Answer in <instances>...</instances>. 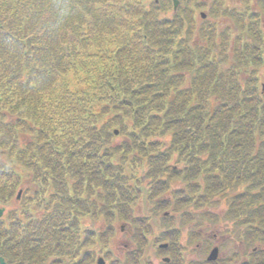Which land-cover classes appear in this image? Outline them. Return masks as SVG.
I'll list each match as a JSON object with an SVG mask.
<instances>
[{
  "label": "trees",
  "instance_id": "obj_1",
  "mask_svg": "<svg viewBox=\"0 0 264 264\" xmlns=\"http://www.w3.org/2000/svg\"><path fill=\"white\" fill-rule=\"evenodd\" d=\"M145 1L0 0V204L17 167L33 196L0 219L8 264H151L157 242L180 264L161 212L212 199L238 239L264 243V0H188L170 15L169 0ZM118 222L131 229L123 260L108 249Z\"/></svg>",
  "mask_w": 264,
  "mask_h": 264
},
{
  "label": "rangeland",
  "instance_id": "obj_2",
  "mask_svg": "<svg viewBox=\"0 0 264 264\" xmlns=\"http://www.w3.org/2000/svg\"><path fill=\"white\" fill-rule=\"evenodd\" d=\"M197 12H198V10H197ZM167 15H169V13H167ZM21 139L23 141H25L26 137H21ZM16 171L19 174H21L22 177L26 176L22 168L17 167ZM15 206H18V205L14 204V199H13V202L11 200V202H9L7 206H5L4 210L6 209L5 210V212H6L7 209L13 208ZM215 211L217 212V210H215ZM83 221L85 223L89 224V219H83ZM92 225H93V227H95L97 229H100L102 227V223L100 221L92 222ZM122 226H123V223L118 222L116 224L117 229L122 228ZM219 227L220 226H216V225L210 226L209 227L210 228L209 233L214 234L215 231L219 230ZM183 237H184V235H183ZM183 237H182V239H183ZM131 247L132 246L130 245V242L128 240V235H127V233L124 234L123 228L120 229V231L118 230V232L116 233L115 237L113 238L111 244L108 245V249H110V251L112 252V254L115 256V258L117 260H120V259L123 260L125 252L129 251L131 249ZM155 253H158V252L156 251V244L154 243V246L151 245L150 248H148V251L146 254L148 255V259L151 260L152 264H161V258L165 254L156 255Z\"/></svg>",
  "mask_w": 264,
  "mask_h": 264
},
{
  "label": "water",
  "instance_id": "obj_3",
  "mask_svg": "<svg viewBox=\"0 0 264 264\" xmlns=\"http://www.w3.org/2000/svg\"><path fill=\"white\" fill-rule=\"evenodd\" d=\"M172 3H173V7L176 8V6L178 4V0H172ZM216 251H217L216 248H214L211 251V253L208 256L209 260L214 259L216 257ZM0 264H5L1 258H0Z\"/></svg>",
  "mask_w": 264,
  "mask_h": 264
},
{
  "label": "flooded vegetation",
  "instance_id": "obj_4",
  "mask_svg": "<svg viewBox=\"0 0 264 264\" xmlns=\"http://www.w3.org/2000/svg\"><path fill=\"white\" fill-rule=\"evenodd\" d=\"M242 253H243V250H241V254H242ZM243 257H244V256H243ZM243 257H242V258H243Z\"/></svg>",
  "mask_w": 264,
  "mask_h": 264
}]
</instances>
